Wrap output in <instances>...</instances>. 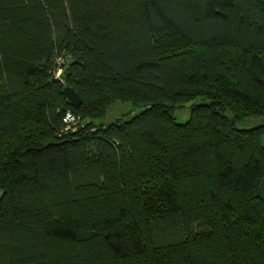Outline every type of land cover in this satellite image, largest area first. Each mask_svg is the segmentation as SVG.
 Masks as SVG:
<instances>
[{
  "label": "trees",
  "instance_id": "obj_1",
  "mask_svg": "<svg viewBox=\"0 0 264 264\" xmlns=\"http://www.w3.org/2000/svg\"><path fill=\"white\" fill-rule=\"evenodd\" d=\"M255 116L264 0H0V264H264Z\"/></svg>",
  "mask_w": 264,
  "mask_h": 264
},
{
  "label": "rangeland",
  "instance_id": "obj_2",
  "mask_svg": "<svg viewBox=\"0 0 264 264\" xmlns=\"http://www.w3.org/2000/svg\"><path fill=\"white\" fill-rule=\"evenodd\" d=\"M62 84L63 87L67 84L65 79H62ZM193 102H199V99H195V101ZM190 107V102L176 103L172 107L173 115L176 117L177 120L183 121L189 117ZM137 110L138 108H136L133 104L129 102L116 101L110 106H108L106 114L104 117H102V120L108 123L111 121H115L121 117L132 116L137 112ZM260 124H264V117H248L239 122V126L242 128H251Z\"/></svg>",
  "mask_w": 264,
  "mask_h": 264
},
{
  "label": "built area",
  "instance_id": "obj_3",
  "mask_svg": "<svg viewBox=\"0 0 264 264\" xmlns=\"http://www.w3.org/2000/svg\"><path fill=\"white\" fill-rule=\"evenodd\" d=\"M68 63V60L65 57H58L55 61V69L53 71V74L55 77H60L64 67ZM81 118L74 114L71 111H65L63 117H62V122H63V128L61 130V134H66L69 132H74L77 130L79 124H80Z\"/></svg>",
  "mask_w": 264,
  "mask_h": 264
},
{
  "label": "water",
  "instance_id": "obj_4",
  "mask_svg": "<svg viewBox=\"0 0 264 264\" xmlns=\"http://www.w3.org/2000/svg\"><path fill=\"white\" fill-rule=\"evenodd\" d=\"M63 96L66 98L68 103L74 107L79 106L81 103V97L78 92L71 86H65L62 90ZM258 192L260 199L264 204V177L261 178L258 184Z\"/></svg>",
  "mask_w": 264,
  "mask_h": 264
}]
</instances>
